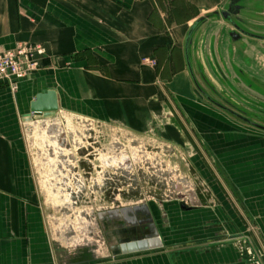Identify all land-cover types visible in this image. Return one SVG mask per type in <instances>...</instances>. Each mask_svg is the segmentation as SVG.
Instances as JSON below:
<instances>
[{
    "label": "crops",
    "instance_id": "0c3cea01",
    "mask_svg": "<svg viewBox=\"0 0 264 264\" xmlns=\"http://www.w3.org/2000/svg\"><path fill=\"white\" fill-rule=\"evenodd\" d=\"M167 1L0 0V49L26 43L46 54L42 69L16 81L15 90L0 84V264H264V133L204 103L184 55L191 24L229 0H171L172 12L163 7ZM250 5L262 11L252 15L253 25L264 29V0ZM187 8L193 20H187ZM178 10L185 21L165 20ZM231 30L217 19L200 28L193 65L238 68L258 82L264 41L232 43ZM227 73L239 93H255ZM47 89L57 94L58 117L137 136L158 133L183 148L195 145L192 160L216 163L219 171L206 175L209 200L201 194L184 206L189 211L178 206L184 217L161 225V249L91 257L52 236L28 149V134L46 121L24 120L35 96Z\"/></svg>",
    "mask_w": 264,
    "mask_h": 264
},
{
    "label": "rangeland",
    "instance_id": "374dc122",
    "mask_svg": "<svg viewBox=\"0 0 264 264\" xmlns=\"http://www.w3.org/2000/svg\"><path fill=\"white\" fill-rule=\"evenodd\" d=\"M170 1L163 7L172 12L174 6ZM180 11L174 14L181 15ZM185 13L187 20H193L194 13L189 8ZM170 14L165 18L167 22L168 19L185 21L184 14L177 19ZM195 70L199 83L212 100L234 111L235 103L243 110L246 104L243 99H238L231 87L218 82L207 64L204 74L218 93L201 80L197 67ZM241 80L244 85L252 83L247 75ZM253 90L255 93L242 94L264 104V76ZM256 111L251 114L262 118L259 123L264 125V115ZM45 121L46 125H35L27 133L28 149L50 233L67 250L89 253L91 257L123 256L114 255L107 247L104 221L114 227L121 224L119 228L129 230L133 227L131 220L139 218L148 223L155 215L157 220H163L155 225L159 235L161 225L167 224L168 218L184 217L180 216L178 206L190 208L189 199L201 194L206 202L210 198L207 170L216 174L219 169L211 161L192 160L195 145L193 149L183 148L163 140L158 133L137 136L118 127L66 115ZM186 135L191 139V135ZM115 211L117 214L112 219L108 215L99 217ZM153 229L143 227L146 237L153 235ZM139 240L127 239L122 243Z\"/></svg>",
    "mask_w": 264,
    "mask_h": 264
},
{
    "label": "water",
    "instance_id": "95a60500",
    "mask_svg": "<svg viewBox=\"0 0 264 264\" xmlns=\"http://www.w3.org/2000/svg\"><path fill=\"white\" fill-rule=\"evenodd\" d=\"M251 0H229L225 5L224 9L219 12L207 14L202 18L194 21L191 24L190 30L186 36L185 44H184V55L186 61V67L191 77L192 83L196 89L198 96L206 101L208 105H212L211 107L219 110L224 113L232 120L251 127L259 132L264 133V125L259 123L262 119L260 117L253 116L251 113H254L255 109L257 110L255 113H259L264 115V104L257 103L255 100L247 99L242 93H239L238 90L234 88L233 82L231 78H229L227 71L229 73H234V75L239 78V80L246 79V74L238 68L231 67L230 70H225L219 66L217 63H212L209 66L210 70L214 78L222 85L226 87H231L230 90L232 93H237L236 97L238 99H243L245 106L242 109L235 103L232 106L236 109V111L232 110V108H228L214 100H212L208 95L203 86L199 83V80L196 76L195 67H197V71L200 74L201 80L211 89L212 92H217L214 87L208 81V78L204 74V66H201L199 63H195L193 65L191 61V48L193 46V39L195 34L202 28L208 21L217 19L223 20L226 24H228L232 30L228 33V38L232 43H238L242 41L244 38L252 39L255 41H264V29L258 28L253 25L252 21L255 20L252 15L254 13L259 12L258 14H262V11H256L257 8L250 5ZM215 68V69H212ZM242 81V80H241ZM252 83L247 84L249 89H254L257 82L251 81ZM225 99V98H224ZM229 103L227 99L224 100ZM230 104V103H229ZM59 112V104L57 94L53 89H47L42 91L40 94L36 95L34 101L30 103L29 114L24 117L26 123L32 122L36 118H41L44 120L54 119ZM248 115V117L242 116ZM252 116V117H251ZM250 117V118H249ZM181 209L184 211H189L190 209H186L184 206H181ZM117 212H108L102 213L99 215L100 218L105 215L110 216L112 219ZM112 216V217H111ZM151 222V221H150ZM116 247L111 249V252L114 255H135L147 252H153L161 249L162 245L159 239V235L157 231L153 230V235L150 237H145L140 239L139 241H132L130 243H115Z\"/></svg>",
    "mask_w": 264,
    "mask_h": 264
},
{
    "label": "built area",
    "instance_id": "2783aa9c",
    "mask_svg": "<svg viewBox=\"0 0 264 264\" xmlns=\"http://www.w3.org/2000/svg\"><path fill=\"white\" fill-rule=\"evenodd\" d=\"M45 57L41 46L26 43H19L8 50L0 49V84L15 90L16 81L24 80L42 69Z\"/></svg>",
    "mask_w": 264,
    "mask_h": 264
},
{
    "label": "flooded vegetation",
    "instance_id": "af4514ba",
    "mask_svg": "<svg viewBox=\"0 0 264 264\" xmlns=\"http://www.w3.org/2000/svg\"><path fill=\"white\" fill-rule=\"evenodd\" d=\"M103 224H105V226H106L103 228L105 241H106L107 247L109 248V250H111L112 248L116 247L114 242L120 243V242H123L127 239L130 240L133 238H136V239L145 238L147 236V233H144L143 227L147 226V227H149V229L154 227V229H155V225L158 224V220L156 219L155 215H154V219L152 220V222H148V223H145L141 219L139 220V218H137V220H131V224L133 225V227L129 230H128V228L126 229V227L124 229L119 228V226H121V224H118L116 227H114V225L110 224V222H106V221H104ZM111 226H113V227H111ZM150 232H151V230H150ZM150 232H149V234H150Z\"/></svg>",
    "mask_w": 264,
    "mask_h": 264
}]
</instances>
